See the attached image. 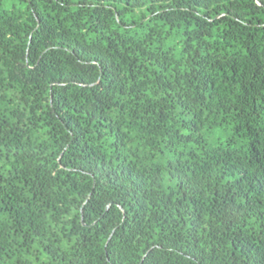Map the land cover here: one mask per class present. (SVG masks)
I'll return each mask as SVG.
<instances>
[{
  "label": "trees",
  "instance_id": "obj_1",
  "mask_svg": "<svg viewBox=\"0 0 264 264\" xmlns=\"http://www.w3.org/2000/svg\"><path fill=\"white\" fill-rule=\"evenodd\" d=\"M0 264H264V0H0Z\"/></svg>",
  "mask_w": 264,
  "mask_h": 264
}]
</instances>
